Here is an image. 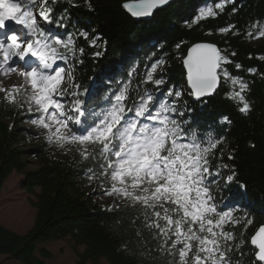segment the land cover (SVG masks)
Here are the masks:
<instances>
[{
	"label": "snow or ice",
	"instance_id": "1",
	"mask_svg": "<svg viewBox=\"0 0 264 264\" xmlns=\"http://www.w3.org/2000/svg\"><path fill=\"white\" fill-rule=\"evenodd\" d=\"M169 2L133 0L122 6L133 17L144 18ZM233 2L219 0L214 7L202 8L192 23L215 18ZM57 3L59 0H0V77L18 73L23 79L20 85L0 86L3 102L21 109L27 105V114L35 116L32 123L45 130L48 143L66 151L75 148L81 163L92 165L85 169L89 181L99 180L102 188L107 184L106 195L125 201L123 206L105 210H131L135 213L132 224L142 220L155 246L148 247V241H143L138 245L139 254L153 264H244L249 256L254 257L250 264H264V224L246 241L253 219L246 210L237 215L240 206L229 207L222 193L236 177L234 166L223 163V149L217 154L225 136L193 122L194 110L182 99L185 91L170 84L167 53L155 60V52L148 56L152 62L139 77V64L134 63L126 81L105 83L102 74L82 85L76 68L83 63L84 49L77 48L76 40L88 39V32L60 33L58 29L68 25L64 16L53 19ZM85 3L91 10L90 0ZM234 29L238 34L234 24L218 31L227 34ZM246 35L264 37V25L253 23ZM99 39V35L91 39L89 46L98 47ZM225 52L206 42L188 49L183 59L190 88L187 94L201 101L224 82L230 87L227 98L240 105V113L247 114L251 110L245 95L249 82L231 74L226 66L233 60ZM234 68L240 70L242 65L236 62ZM219 123L231 121L224 116ZM233 158L230 153L228 159ZM224 170L231 174L221 185ZM241 225L238 235L228 230ZM137 236H141L139 229ZM246 245L252 250L242 251Z\"/></svg>",
	"mask_w": 264,
	"mask_h": 264
},
{
	"label": "trees",
	"instance_id": "2",
	"mask_svg": "<svg viewBox=\"0 0 264 264\" xmlns=\"http://www.w3.org/2000/svg\"><path fill=\"white\" fill-rule=\"evenodd\" d=\"M125 1L128 0H90L91 10L85 0H59L53 6V19L66 17L67 29H58L60 33L88 32V39L76 40L77 48L84 49L83 63L76 68L77 81L89 84V78L102 74L105 83L126 81L134 63L139 64V77L145 65L150 66L152 62L147 60L148 56L155 52V60L167 53L165 68L170 84L185 91L182 99L194 110L193 122L201 129L211 127L218 135L225 136V144L218 147L217 154L223 149V163L230 168L234 166L236 177L226 189L222 188V193L229 207L240 206L237 215H243L246 210L253 219L245 233L247 241L264 224V60L259 59L264 56V37L259 43H253V38L246 35L253 23L264 25V0H234L215 18L195 24L192 21L201 8L206 4L214 7L219 0H175L146 19L134 18L122 6ZM233 7L236 12L232 11ZM189 24L192 26L188 27ZM229 24L236 25L239 33L234 34L235 29L227 34L218 31ZM97 35L100 37L98 47H90L89 41ZM201 40L212 41L226 50L225 54L233 60L232 65L226 66L231 74L249 82V91L245 93L251 104L249 113H240V105L227 98L230 87L224 82L212 97L201 101L187 94L190 89L184 80L182 57L192 43ZM178 43L181 47L176 49ZM97 51L102 53L100 57L93 55ZM232 52L236 53L234 57ZM236 62L242 65L240 70L234 68ZM249 68L257 72L248 73ZM134 83H138V78ZM3 98L0 97V195L9 175L13 171L22 172V187L36 197L31 202L37 213L33 225L24 234L0 224V254L24 264H47L46 258L52 257V252L39 247V242L68 237L76 246H85L78 264H87L90 260L100 264L101 257L107 264H153L139 254L138 245L143 241H148V247L155 246L150 234L143 229L142 220L132 224L135 213L131 210L128 213L105 210L110 206H123L125 201L103 204L96 200L95 191L88 187L91 181L85 175V169L92 165L82 164L81 156L69 160L51 159L40 142L25 146L30 139L26 134L28 128L20 124L21 108L7 105ZM224 116L229 117L230 124L219 123ZM230 153L232 160L228 159ZM30 155L42 160L38 168L26 169ZM230 174L229 170H224L219 183L224 185ZM97 186H100L99 180ZM107 188L105 184L103 189ZM138 229L141 236H137ZM228 230L238 235L242 225ZM251 250L249 245L242 249ZM252 259L254 257L249 256L244 264H250Z\"/></svg>",
	"mask_w": 264,
	"mask_h": 264
},
{
	"label": "rangeland",
	"instance_id": "3",
	"mask_svg": "<svg viewBox=\"0 0 264 264\" xmlns=\"http://www.w3.org/2000/svg\"><path fill=\"white\" fill-rule=\"evenodd\" d=\"M206 6H211V4H206L202 8ZM262 39L263 37L259 39L253 38L252 42L259 43ZM18 67L20 71H23L22 66ZM184 80L186 82V79ZM22 83L23 79L18 73H14L7 78L0 77V86L4 88H8L12 85H20ZM2 96H4V93L0 92V97ZM19 114L20 124L23 127L28 128L26 134L30 141L27 142L25 146L35 144L33 142H40L42 148L51 159L58 158L69 160L70 158H77L80 156L75 148H72L71 151H66L63 148L57 147L54 143H48L45 139V130L32 123L35 116L27 114V105L19 111ZM27 159L28 164L26 169H35L42 164V160L35 156L30 155ZM23 180L24 174L22 172L13 171L5 181L0 195V224L22 234L26 233L33 225L37 213V208L31 202V199L36 200V197L33 194L28 193L22 187ZM88 187L95 191V198L99 203L116 204L123 202L115 196L106 195L105 189L97 186V180H91V184H89ZM36 190L39 191V188H36ZM38 246L46 247L52 252V257L46 258L47 264H78L79 254L85 249V246L83 245L76 246L68 237L40 241ZM36 252L38 253L39 250ZM98 261L100 264H107L105 258L101 257ZM0 264L24 263L16 259L8 258L6 254H0ZM87 264H94V262L90 260Z\"/></svg>",
	"mask_w": 264,
	"mask_h": 264
},
{
	"label": "water",
	"instance_id": "4",
	"mask_svg": "<svg viewBox=\"0 0 264 264\" xmlns=\"http://www.w3.org/2000/svg\"><path fill=\"white\" fill-rule=\"evenodd\" d=\"M175 0H170V2L167 4V5H165V6H163V7H161V8H159V9H157V10H155L154 11V13H156L157 11H159V10H163L164 8H166L168 5H170L172 2H174ZM129 2H133V0H128V1H125L124 3H129ZM128 12V11H127ZM153 13V14H154ZM151 17V16H150ZM150 17H144V18H136V17H134V18H136V19H146V18H150ZM200 42H206V43H214V42H212V41H207V40H201V41H197V42H194V43H192L188 48H187V51H186V54L184 55V57H183V59L187 56V53H188V49L189 48H191L194 44H196V43H200ZM214 44H216V43H214ZM217 45V44H216ZM217 47H219L218 45H217ZM183 59H182V64H183ZM183 68H184V71H185V79H186V67L184 66V64H183ZM220 87V86H219ZM218 87V88H219ZM218 88H217V90H218ZM190 89V88H189ZM216 90V91H217ZM216 93V92H215ZM214 93V94H215ZM213 94V95H214ZM213 95H211V96H208V97H206V98H210V97H212ZM202 99H204V98H202Z\"/></svg>",
	"mask_w": 264,
	"mask_h": 264
}]
</instances>
